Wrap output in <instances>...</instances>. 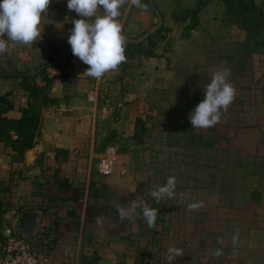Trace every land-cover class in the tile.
Listing matches in <instances>:
<instances>
[{
  "label": "crops",
  "instance_id": "crops-1",
  "mask_svg": "<svg viewBox=\"0 0 264 264\" xmlns=\"http://www.w3.org/2000/svg\"><path fill=\"white\" fill-rule=\"evenodd\" d=\"M201 2L155 0L164 31L125 45V60L100 79L83 74L78 58L33 76L32 92L24 77L0 79L3 117L39 118L22 154L0 142V244L22 236L49 264H167L170 246L183 250L171 264H264V24L246 25L231 0L198 10ZM253 2L264 13V0ZM120 12L129 38L157 22L148 0H122ZM72 18L81 17L65 0H51L41 38L9 42L0 73L70 54ZM220 68L234 100L216 125L191 128L188 115ZM110 148L118 162L104 176L97 165ZM168 176L177 178L175 197L156 204L150 192ZM138 196L158 209L153 228L139 216L120 222L112 207Z\"/></svg>",
  "mask_w": 264,
  "mask_h": 264
},
{
  "label": "clouds",
  "instance_id": "clouds-1",
  "mask_svg": "<svg viewBox=\"0 0 264 264\" xmlns=\"http://www.w3.org/2000/svg\"><path fill=\"white\" fill-rule=\"evenodd\" d=\"M131 2L136 4L137 0ZM50 3L51 0H0V53L7 50L9 42L27 46L40 39L44 28L42 20L47 17ZM65 3L67 10L81 17L71 19L67 43L73 56L88 65L83 74L100 79L107 72L115 71L125 60L126 37L117 20L121 15L122 0H65ZM228 76L229 70L220 68L204 85V98L188 115L191 128L212 127L227 112L235 97V89ZM176 188L177 178L168 176L162 185L150 192V196L159 204L162 199H173ZM200 206L198 203L188 204L191 210ZM112 207L122 223L126 221L129 224L139 216L148 228L155 226L158 209L145 202L143 197L138 196L123 205L114 201ZM236 243L237 236L233 235L232 244ZM221 254L220 248L212 252L214 256ZM182 255L181 248L170 246L166 249L165 260L171 264Z\"/></svg>",
  "mask_w": 264,
  "mask_h": 264
},
{
  "label": "trees",
  "instance_id": "trees-1",
  "mask_svg": "<svg viewBox=\"0 0 264 264\" xmlns=\"http://www.w3.org/2000/svg\"><path fill=\"white\" fill-rule=\"evenodd\" d=\"M249 2L250 5L248 6H246L245 4L246 2H244V0L242 1L231 0V3L229 4V6H231L230 7L231 11L235 12L236 14H240L244 16V21L246 22V25L248 24L251 25V21L254 19L251 18L249 15H247V10L249 8H255V9L258 8L255 6L253 0H249ZM255 26L257 27L259 25H255ZM164 29L165 28H162L156 34L148 38L145 42L151 43L153 38L157 37L162 31H164ZM141 46L142 44L139 45L138 47ZM53 60L54 59L52 58H47L46 63L54 62ZM66 67H68V64L58 66L57 68L63 69ZM45 72L46 70H43L40 72V74L42 75ZM32 78L34 77L30 76L23 78V81L25 82L27 86V90L29 92L34 91V88L31 86L30 83L31 81L30 79ZM8 108H9V102L7 100V96L0 97V142H5L15 152H17L18 154H22L23 152L30 149L34 145L35 133L38 127L39 118L35 113H28L25 111L24 116L21 120L19 121L8 120L3 117V114L7 111ZM13 137L16 138L14 139Z\"/></svg>",
  "mask_w": 264,
  "mask_h": 264
},
{
  "label": "built area",
  "instance_id": "built-area-1",
  "mask_svg": "<svg viewBox=\"0 0 264 264\" xmlns=\"http://www.w3.org/2000/svg\"><path fill=\"white\" fill-rule=\"evenodd\" d=\"M88 99L95 102L94 96H89ZM118 156L117 149L106 150L98 162V173L104 176L113 175ZM0 264H49V258L40 256L26 238L10 234L0 244Z\"/></svg>",
  "mask_w": 264,
  "mask_h": 264
},
{
  "label": "water",
  "instance_id": "water-1",
  "mask_svg": "<svg viewBox=\"0 0 264 264\" xmlns=\"http://www.w3.org/2000/svg\"><path fill=\"white\" fill-rule=\"evenodd\" d=\"M154 2H155V0H148L149 7L154 12V14L157 18V22L154 25H152L142 36H140L138 38H129V37L124 35L126 37L125 45L139 46V45L143 44L148 38H150L151 36H153L154 34H156L158 31H160L163 28V17L159 13ZM205 2H206V0H202L200 6L198 7V10L202 8V6L205 4ZM76 58L77 57H75V56H73V54H71L62 60H58V61H54L51 63L44 64V65H42V66H40V67L30 71V72L2 73V74H0V79L1 78H8V77H30V76H34L43 70L64 65L68 62L73 61Z\"/></svg>",
  "mask_w": 264,
  "mask_h": 264
},
{
  "label": "rangeland",
  "instance_id": "rangeland-1",
  "mask_svg": "<svg viewBox=\"0 0 264 264\" xmlns=\"http://www.w3.org/2000/svg\"><path fill=\"white\" fill-rule=\"evenodd\" d=\"M244 2H246V3H245L246 6L250 5L249 0H244ZM247 15H249L251 18H254V19L251 21V25H260L262 22H263V24H264V18H263L264 13H263L262 11H259L258 8H257V9H255V8H249V9L247 10ZM263 24H262V25H263ZM71 54H72V52H71L70 54H65V55L63 56V58L54 59L53 61L62 60V59H64V58L68 57V56L71 55ZM71 62H72V61H71ZM71 62H68V63H66V64H68V66H70V63H71ZM53 68H57V67H52V68H49V69H53ZM46 70H47V69H46ZM39 73H40V72H39ZM39 73H37V74H39ZM166 167H167V166H165V169H167Z\"/></svg>",
  "mask_w": 264,
  "mask_h": 264
}]
</instances>
